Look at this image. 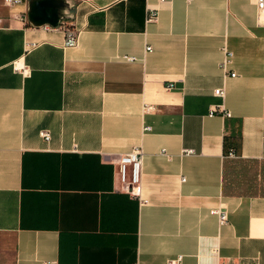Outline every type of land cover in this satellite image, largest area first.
Returning <instances> with one entry per match:
<instances>
[{
	"label": "crops",
	"instance_id": "obj_1",
	"mask_svg": "<svg viewBox=\"0 0 264 264\" xmlns=\"http://www.w3.org/2000/svg\"><path fill=\"white\" fill-rule=\"evenodd\" d=\"M66 2L64 48L61 26L28 22V0H0V264H264L253 0ZM134 147L137 195L116 176Z\"/></svg>",
	"mask_w": 264,
	"mask_h": 264
},
{
	"label": "built area",
	"instance_id": "obj_2",
	"mask_svg": "<svg viewBox=\"0 0 264 264\" xmlns=\"http://www.w3.org/2000/svg\"><path fill=\"white\" fill-rule=\"evenodd\" d=\"M19 0H3L4 3L11 5L17 3ZM189 1V0H186ZM254 6H255V13H256V19L258 22L263 23L264 22V0H253ZM156 13L154 9H147L146 12V21H151L155 18ZM57 26L62 27L63 32V40L61 43V46L64 48L67 47H74L77 42V31L65 25L63 20H60L58 22ZM50 26L43 25V28L48 29ZM35 46V43L33 42H25L23 45L24 50H27L31 47ZM146 51L149 50V46H146L144 48ZM222 57L219 62V66L222 70H226L228 67V64L230 62L231 58V52L227 50L225 47H222L221 49ZM126 60H133L134 57L131 56H124ZM13 67L16 69H20L21 67L16 65V63H13ZM230 75L233 76V73H230ZM214 96L223 97V90L222 88H216L212 91ZM213 111H218L222 113L223 115H228L227 111H224L222 108V104H219L216 106V108ZM148 127H143L144 130H146ZM39 136L42 137L44 140H47L49 138L48 131L46 130H40ZM191 149H184L182 150L183 154L190 153ZM228 155H232V151L228 152ZM141 163H142V152L139 148L134 147L128 150L127 152L121 154L117 161H116V176L117 181L119 183L120 189L124 190L132 195L138 194V185H139V177H140V169H141ZM183 180V178H181ZM212 212L217 216L218 223L222 224L226 220V215L224 211H220L217 209H213ZM181 256H177L173 259L168 260L167 264H180Z\"/></svg>",
	"mask_w": 264,
	"mask_h": 264
},
{
	"label": "water",
	"instance_id": "obj_3",
	"mask_svg": "<svg viewBox=\"0 0 264 264\" xmlns=\"http://www.w3.org/2000/svg\"><path fill=\"white\" fill-rule=\"evenodd\" d=\"M26 17L35 27L48 25L56 27L65 17L66 0H28Z\"/></svg>",
	"mask_w": 264,
	"mask_h": 264
},
{
	"label": "trees",
	"instance_id": "obj_4",
	"mask_svg": "<svg viewBox=\"0 0 264 264\" xmlns=\"http://www.w3.org/2000/svg\"><path fill=\"white\" fill-rule=\"evenodd\" d=\"M231 147H232V150H234V149H235V148L233 149V147H234L233 145H232ZM231 147H230V148H231Z\"/></svg>",
	"mask_w": 264,
	"mask_h": 264
}]
</instances>
